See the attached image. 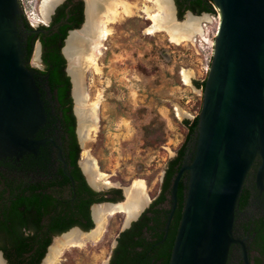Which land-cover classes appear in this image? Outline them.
<instances>
[{"label":"water","instance_id":"water-1","mask_svg":"<svg viewBox=\"0 0 264 264\" xmlns=\"http://www.w3.org/2000/svg\"><path fill=\"white\" fill-rule=\"evenodd\" d=\"M213 3L220 26L202 91L194 157L171 186L176 199L180 177L189 172L169 264H225L235 204L256 157L262 161L259 175L264 173V0ZM19 16L18 0H0V158L36 155L47 141L35 139L46 114L25 61Z\"/></svg>","mask_w":264,"mask_h":264},{"label":"flooded vegetation","instance_id":"flooded-vegetation-1","mask_svg":"<svg viewBox=\"0 0 264 264\" xmlns=\"http://www.w3.org/2000/svg\"><path fill=\"white\" fill-rule=\"evenodd\" d=\"M179 2L181 10H185L189 4L183 0H179ZM64 3L66 4L65 13L79 7L83 15V22L85 14L87 19L88 0L87 9L84 0H62L52 9V12L50 11L51 15L47 26L51 23L56 9ZM172 3L177 14L175 0H172ZM19 7L21 16L17 19V28L23 46L27 34L24 28L26 19L20 3ZM69 24L71 23L69 22ZM58 25L56 24L52 28L55 29ZM38 28L39 26L35 27V29ZM62 28L64 29V26ZM36 43L40 47L39 66L33 67L30 63L29 66L41 70L43 69L42 49L40 44ZM64 46L61 49V55L66 63V57L68 60L70 59L66 52L68 45L65 50ZM29 66L27 63L28 68ZM71 69L72 67H70L69 73L73 77ZM31 72L36 85L38 84V92L46 114V123L38 130L35 139L47 141L39 147L36 155L25 154L20 159L15 157L0 158V244L7 239L10 226L14 225L17 230H20L18 232L24 234L34 232V219L24 220L23 214L28 207L33 210L32 201L35 196L43 194L46 203L42 209L39 225L45 226L43 229L46 233L45 236L50 240L45 256L53 240L62 237L61 235L65 236L76 231L74 229H78L81 232H86V234L80 233L81 236H85L96 230L102 219V214L105 213L96 214V210L99 212L124 204L133 210V214L129 217L125 211L117 213L126 215L125 223L115 236L106 264L167 263L183 213L189 172L183 171L180 177L176 199L172 195V181L181 167L192 161L195 138L189 141L186 152L179 162L172 166L165 165L157 188L148 190L146 186V194L134 199L135 205H133L128 197L131 187L124 191L121 187L111 185L109 181L97 180L93 174L86 170L82 159L81 162L80 158L74 159V144L72 138H69L65 126L62 125L65 118L60 110V104L57 103V91H51L47 83V76L41 77L38 73L32 70ZM64 73L70 79L66 65ZM70 98L72 99L71 92ZM69 105H65L64 111H67L65 113H68ZM72 114L74 115L73 107ZM176 155L177 150L172 158ZM261 165V159L256 157L244 179L234 208L231 231L233 241L229 246L225 264H264V173L259 175ZM134 206L135 208H133ZM69 225H71L69 229L58 233V230Z\"/></svg>","mask_w":264,"mask_h":264},{"label":"rangeland","instance_id":"rangeland-1","mask_svg":"<svg viewBox=\"0 0 264 264\" xmlns=\"http://www.w3.org/2000/svg\"><path fill=\"white\" fill-rule=\"evenodd\" d=\"M84 2L86 8L87 0ZM127 2L132 6V16L122 15L111 25L113 34L103 44L100 72L90 68L82 79L89 96L88 104L101 97L98 127L87 141L81 138L75 84L70 76L76 136L80 162L81 159L84 162L89 151L111 185L126 191L135 181L143 180L148 190H155L167 161L174 156L186 134L182 121L191 120L200 111L202 90L194 82L206 77L203 47L208 46L210 40L202 41L200 47L201 34H197L194 41L182 44L173 43L166 32L150 35L147 29L153 22L143 9L148 7L153 13L157 12L156 4L152 0ZM173 13L175 20L181 23L189 17L207 19L206 14L185 13L179 20L174 6ZM84 23L75 31L82 30ZM36 54L37 47L30 61L33 67L39 66ZM70 67L66 57L67 71ZM184 69L192 72L190 85L183 81ZM107 215L98 240H90L84 248L66 251L59 264H106L115 236L126 218L125 214ZM54 242L55 239L51 247Z\"/></svg>","mask_w":264,"mask_h":264},{"label":"bare ground","instance_id":"bare-ground-1","mask_svg":"<svg viewBox=\"0 0 264 264\" xmlns=\"http://www.w3.org/2000/svg\"><path fill=\"white\" fill-rule=\"evenodd\" d=\"M58 1L44 0L43 3H45L44 5L42 3L41 13L43 7V13L47 18L49 12ZM152 1L156 4L158 11L153 13L151 8H144L148 19L153 22V25L147 29L148 34L156 35L157 33L166 32L170 40L176 44L194 41L197 34L202 35L203 31L200 25L202 19L189 17L185 22H178L174 18L175 15L170 0ZM42 14L41 16L44 18ZM122 15L132 16V6L127 0H88V14L87 21L85 17L86 24L84 23V28L79 31H74L67 39L68 46L66 52L71 62V74L75 84L74 93L78 103L77 113L81 123V138L86 141L89 139V135L96 131L98 127L101 112V97L99 96L96 102L88 104L87 99L89 96L83 88L82 79L86 71L90 68L100 72L99 61L102 56V50L104 49L103 44L113 34L111 25L116 24ZM182 77L184 83L190 85L192 72L184 69L182 71ZM178 112L180 116L183 115L180 109H178ZM83 165L90 174H93L95 179L108 181V176L100 171L98 162L89 151H86ZM90 176L92 177V175ZM129 190L128 197L131 203L135 205L133 200L143 197L146 194V184L143 180L135 181ZM122 211L127 212L129 217L133 214V210L124 204L113 209H103L99 212L96 210V214L105 212L102 214L98 228L85 236H81L79 232L73 231L65 236L58 237V239H55L54 245L52 247L50 246L42 264H59L61 257L66 251L72 248H84L90 240H98L100 234H102V225L105 220L104 216L107 214L115 215ZM0 264H5L1 256Z\"/></svg>","mask_w":264,"mask_h":264},{"label":"trees","instance_id":"trees-1","mask_svg":"<svg viewBox=\"0 0 264 264\" xmlns=\"http://www.w3.org/2000/svg\"><path fill=\"white\" fill-rule=\"evenodd\" d=\"M189 2L185 10H181L179 0H175L177 7V18L181 20L184 14L189 11L194 16H201L203 14H211L213 0H183ZM66 4L59 6L55 14L52 16L51 23L48 26H39L38 29L32 28L26 21H24V28L26 34V40L23 42V51L25 53V61L29 63L31 61L35 43L38 42L42 49L43 69L29 68L41 75V77L47 76V83L51 91H57V103L60 104V110L64 114L65 121H62V125L65 126L66 132L69 134V138H72L74 144V159L80 158V148L77 142L75 128L76 119L72 114V99L70 98L71 82L69 77L64 73L65 60L61 55V49L64 46V40L66 39L68 32L71 30H77L83 23V15L81 14V8L70 9L67 13L64 12ZM69 22L71 24H69ZM56 24H59L55 29L52 28ZM64 26V29L62 28ZM205 79L201 82H194V85L203 91L205 85ZM38 85V84H37ZM66 104H70L68 113L64 111ZM199 112L191 119H185L182 124L186 127V134L184 139L177 149L176 157L167 161V166H172L176 162H179L182 155L186 152L187 144L193 138H196L199 122ZM168 176V175H167ZM172 178V177H171ZM168 180V178H167ZM166 180V181H167ZM46 203L45 196L38 194L32 201V208H27L24 212L23 219L29 218L35 221V230L32 233L24 234L18 232L17 227L10 226L7 239L0 244V251L2 252L3 259L7 264H40L43 260L46 249L50 244V240L46 238L44 233V227L39 225L42 216V209ZM32 207V206H31ZM71 225L65 226L58 230V233L64 232L69 229ZM91 228V227H90ZM89 228V229H90ZM170 259L167 263L169 264Z\"/></svg>","mask_w":264,"mask_h":264},{"label":"built area","instance_id":"built-area-1","mask_svg":"<svg viewBox=\"0 0 264 264\" xmlns=\"http://www.w3.org/2000/svg\"><path fill=\"white\" fill-rule=\"evenodd\" d=\"M20 3V6L22 8V12L25 16V19L27 23L32 27L35 28L37 26H47V21H45L44 18L41 16V6L44 0H18ZM212 6V13L206 14L207 19L202 20L200 25L202 28V36H199V46H202V41H209V45L203 47L204 53V66H203V73L205 76H207V73L209 71V67L212 60L213 55V48H214V42L219 26H220V16L218 9L214 5L213 2L210 3ZM211 35V37L209 36ZM206 38V39H205Z\"/></svg>","mask_w":264,"mask_h":264}]
</instances>
